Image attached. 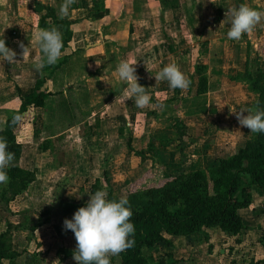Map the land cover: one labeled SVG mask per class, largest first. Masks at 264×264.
I'll return each mask as SVG.
<instances>
[{
	"label": "crops",
	"instance_id": "crops-1",
	"mask_svg": "<svg viewBox=\"0 0 264 264\" xmlns=\"http://www.w3.org/2000/svg\"><path fill=\"white\" fill-rule=\"evenodd\" d=\"M96 1L102 7L101 10L94 9V0H75L70 7L69 14L60 19L57 12L61 0H0V39H5L6 45L17 53L18 60L14 64H9L7 61L0 62V129L5 125L7 118L15 114V111L3 108V105L17 97L19 92L23 97L26 96L33 91L37 81L44 78L46 79L44 87L53 93L42 107L36 108L37 121L34 125V137L23 143V152L19 160L21 167L35 172L36 179L26 191L10 202L9 207L12 211L13 207H19L18 212L27 211L33 204L35 196L41 192L48 193L46 190L48 188V195L42 197L45 199V205L50 208L51 214L44 225L48 224L50 227L46 228L49 232L61 235L63 238L73 234L71 230L64 229L63 221L73 216L74 212L69 210L68 206L70 203H78L80 195L75 194L82 193L83 189L81 185L80 188L72 185V187L60 189L50 184L46 188V185L41 183L44 177L51 179L59 171L61 174L65 172L58 169L57 156L54 152L55 144L51 137L52 130H59L60 134H65L76 129L80 131L81 127H86L80 133L78 141L75 139L80 149H76L74 157L76 167L72 175L81 178L91 177L94 175L93 172L97 173L95 175L98 178L108 177L119 169H122V176L137 175L144 163L139 161L142 164L140 167L138 164V166L131 165L130 152L127 154V150H124L125 146L129 147L131 140L133 143L131 148L137 150L136 153L144 149L135 148L136 146L150 143L155 149L157 158L167 164L161 162L166 171L176 174L201 170L200 165L205 167L202 170L212 167L217 163V157L212 154L216 149L214 145L227 149L229 155H232L255 135L247 128L241 127L235 115V111L241 109H256L258 94L251 86V81L255 76L249 71L247 56L248 45L252 43L251 38H244L245 34H242L239 41L228 39L226 32L229 24L227 23L225 28L219 30L224 35L203 43L202 52L207 60L204 61L202 57L201 59L202 65L207 68L205 75L208 81L204 95L214 94L218 101H208L209 111L200 116L201 123L191 124L190 121L184 119V127L187 129V135H192V130H199L203 127L212 128V126L217 128V125L226 124H223V129L220 128L213 134L211 143L215 144H208L209 146L206 147L205 140L200 139L195 142L198 147L196 149L193 142L189 141L192 138L187 136L185 140L184 136L179 135L175 123L171 121L166 123L165 116H163L165 109L161 113L160 109L166 107L167 103L163 97H158L160 92L168 89L167 84L162 88L157 87L160 81H155L149 73L148 77L153 82L152 86L150 79L146 77L147 70L144 72L142 69L144 73H141L142 71L137 69L138 83L145 88L147 94L154 89L153 95H156L150 98V109L137 108L131 93L124 95L127 87L123 88L125 84L118 77L116 64L121 59L129 58L130 49L137 50L142 47L155 50L156 54L152 62L154 65L159 64L161 68L162 65L165 66L168 63H182L181 59L189 60L191 51L184 52L183 56H180L179 51L192 45L189 38L187 40L184 35L185 32H191L190 27L196 32L195 24H192L194 17L196 15L200 17L201 13L194 9L201 5L197 3V0H193L192 3H189V0ZM230 1V6L246 3L257 10L264 11V0H229L227 2ZM38 5L52 8L59 23L48 18V25L41 27ZM190 9L193 10L190 11ZM220 12L225 14L224 6ZM163 18L169 19L168 25L159 27L152 23L156 20L161 22ZM173 18L177 19L178 24L173 23L171 20ZM182 22L184 26L181 25ZM66 23L70 24L72 38L66 46H62L58 62L37 71L34 63L42 59V53L36 34L41 29L56 27L62 35L63 42L66 38ZM213 26L217 27V24L214 23ZM168 28L171 32L174 30L175 34H181L180 38H174L173 33H170L171 40L167 39L165 32ZM160 31L165 33L164 39L156 43L135 38L138 34H159ZM254 31L257 35L261 34L260 37L264 40V19L250 33L254 34ZM130 39L136 41L132 46L127 45ZM19 43H23L28 49L23 60ZM162 48H168L171 53L166 54L161 51ZM177 57L179 58L176 59ZM172 59L176 61L171 62ZM260 66L261 72L264 73V61H261ZM86 86L87 89L84 88ZM198 88L199 83L196 82L189 88V92H193L197 97ZM186 93L184 94L181 90L178 95L182 96ZM156 101L160 103L157 104ZM102 103L104 106L101 119L103 120L99 122L100 125L96 124L97 132L94 134L92 122L97 120L95 118L97 104L102 106ZM59 112L60 115H58ZM244 114H247L246 111ZM125 130L129 135L124 139L122 134H125ZM44 142H46L47 149L41 150ZM114 142L120 146L115 148L116 150H112ZM201 145L206 151L196 156L192 152L197 150L199 152ZM189 153H191L190 156L187 155ZM67 175L64 174V178ZM52 193H55L53 198ZM25 195L31 199L24 201ZM252 196L251 206L241 210L244 229L240 234L231 236L235 240L238 239L237 247L245 245L248 236H257L258 240L257 233L260 232V227L264 229V190L253 187ZM18 200L22 201L18 202ZM49 201L53 202L46 203ZM245 215L247 217H244ZM247 232L249 234H246ZM168 239L171 242L170 245L163 242L151 251L155 261L162 254L171 253L179 264H200L202 260L211 258L212 255L214 257L215 247L218 246V242L211 239L210 235L206 239L201 238L198 233L188 237H168ZM262 242L264 243L263 240ZM230 245L235 246L232 242ZM211 247H213L212 251ZM219 251L222 253V249ZM66 255L63 254L61 257L64 258ZM253 257L255 258L251 262L261 261L259 264H264V255L261 256L262 258L257 254ZM45 262L42 260L41 264Z\"/></svg>",
	"mask_w": 264,
	"mask_h": 264
},
{
	"label": "rangeland",
	"instance_id": "rangeland-1",
	"mask_svg": "<svg viewBox=\"0 0 264 264\" xmlns=\"http://www.w3.org/2000/svg\"><path fill=\"white\" fill-rule=\"evenodd\" d=\"M192 1L193 0H189V3H192ZM197 1H198L197 3H199L201 6L194 10H196V12L198 11L199 13H201V16L199 17V15H196V17H194V22L192 25L195 24L196 32H194L193 28L190 27L191 25H189L191 32L189 33L185 32L184 35L187 38V40L189 38V41L192 42V45L189 47H185L179 51L180 56H183L184 52L191 51L189 54L190 59L189 60L181 59L182 63H177V64L175 63L179 67V69L185 74L186 78L190 80L189 86L183 90L184 94L186 92L187 93L186 95H182V96L178 95L181 92V89L178 88L172 89L168 86L167 82L166 81L163 82V80H161L157 84V87L162 88L166 84L168 86V89H164L162 92H160L158 97V98L163 97V100H165L167 103V104L165 103L166 107H162L160 109L161 113L165 109V114H163V116H165L166 123H169V121H171L176 125L182 124L181 125L182 131H184L185 133L183 139L186 140L187 136H189L190 138H192L189 141L191 143L193 142L194 145L196 141L200 139L202 140L204 139L205 144H207L206 147H208L209 145L215 144V143H211L212 138L214 137L213 134L217 132L218 129L220 128L223 129V124L226 123L217 125V128L216 126H212V128L203 127L199 130H194V131L192 130V135H187V129L186 127H184L185 124L183 123V120L187 119V121H190L191 124L196 122L197 124L201 123L202 119L200 116L206 113L200 112L201 110L200 104L202 102L208 104L209 100L211 102L218 101L214 94L196 97V95L193 92L192 93L189 92V88H191L192 85L195 84L196 82L199 83V76L196 73L197 62H200V64L202 65V59L204 61L207 60L205 58V54L202 52L203 43L217 36L221 37V35H224V33H221L219 30L225 28L228 22L225 20L221 23V21L225 19V14L223 15L220 11L222 10L223 6H224V10H226V7L230 6L231 1L227 2L229 0H214L215 3L212 2V0H197ZM192 10L193 9H190V11ZM171 20L173 21V23L178 24L177 19L173 18ZM169 22L170 21L168 18H163V21L161 20V22L159 20H156L155 22L152 23L160 27L163 25L164 26L168 25ZM214 23L217 24V27L213 26ZM181 25L184 26V22H182ZM209 26L211 27L210 29L208 28ZM168 30L169 28L165 32L166 34L160 31L158 32L159 34L157 33L156 34L147 33L145 35L138 34V37L135 38L136 40H147L149 42L156 43L157 41L164 39L163 35L165 34L166 38L171 40V37L169 35L170 33H173L174 30H172V32ZM133 35L135 36V34ZM180 35L179 33L172 34V36L177 39L180 38ZM260 36L261 34L257 35L256 31H254V34H251L250 32L245 34L244 38H251L252 40L251 45L250 44L248 45V55H247L250 66L249 71L255 77H257L259 74H262V79H261L262 82L264 81V73L261 72L260 63L261 61H264V40L261 39ZM133 42L136 41L130 39L127 45L132 46ZM193 46L194 48H192ZM161 51L165 52L166 54L171 53L170 51H168V48H162ZM129 53H130L129 58L127 59L128 60L130 59V61L136 63L135 64L136 70L139 69V71H142V69H144L145 72V70L151 69L153 72H155L161 69L159 64L154 65V63L152 62L154 59V55L156 54L154 49H147V47H142L137 50L130 49ZM145 56H147L146 59ZM178 58L179 57H177L176 59ZM176 59H172L170 61L173 62L176 61ZM206 71L207 68L203 69V74H205ZM144 72L142 71L141 73ZM137 73L138 72L136 71V74ZM146 73H147L146 76L147 79H150V77H148L149 71L147 70ZM194 81L195 83H193ZM149 82L153 86V82L151 81V79L149 80ZM126 87H127L126 85L123 86L124 89ZM84 88L87 89V86ZM153 90H151L148 93L150 98L152 96H156L153 95ZM190 91H194V90H190ZM101 105L102 106L97 104V111L94 110L95 112H97V115L95 117L97 120L94 121L92 120L93 121L92 129L94 128L93 130L94 134H96L97 132V130H95L96 124L100 125L99 122L103 120V118L101 119V114L103 112L104 105L103 103ZM144 108L150 109L149 105L145 106ZM210 109H212V107H210ZM34 128L35 126L33 127L32 131H29L24 136V138L23 137L20 138L23 143H26L28 140L33 139L35 133ZM85 128L86 127H81L80 131L76 129L75 131L72 130L65 134H60L61 131L59 130L56 131L52 130L53 134L51 135V137L53 138L55 144L54 152L57 156V163H58L57 165H59L58 169L60 170L62 169L65 171L64 173H62L63 175L64 174L66 175L68 174V175L64 178V176L61 174V171H59V173H57L51 179H49L48 177H44L43 179H41V183L45 184L46 188L49 187V184L51 186H57L60 189L61 188L64 189V187L68 188V186L72 187V185L76 186L77 188H80L81 185V188L83 189L82 193L75 194V195H80V198H78L79 199L78 203H75L76 206L79 207L83 206L86 203V201L89 199V196L94 194L93 191L94 185L95 186L98 185L100 190L105 191L108 199H119L121 196H125L129 201L133 196L139 194L142 189H145L150 186H154L156 184H160L170 176L177 174V173L170 174V171H166L163 164L165 165L167 164L157 158L155 154V149L152 148V145L150 143L149 144L143 143L139 146H136L135 148L145 149V150L143 149L142 152L136 153L137 150L131 148L133 145V143H131L132 141L131 140L129 147L125 146L124 148V150H127V154L128 152H130L131 165L132 166L139 165L138 167H140L142 165L140 162L144 163V165L140 167V171L137 175L135 174L130 177L122 176V169H119L118 171H115L113 174H111L108 177L103 176L102 178L101 177L98 178L95 175L97 174L96 172H93L94 175L87 178L74 177L72 175L75 172V167H76L74 157L76 155V149L77 150L80 149V146L77 145L75 139L78 141V139L80 138V133L84 131ZM208 129L211 130L208 132L207 131ZM122 135L125 139V137L127 138L129 134L127 130H125V134ZM113 144L114 146L112 150H116L118 147H120L118 143L114 142ZM195 146H196L195 148L197 149L198 148L197 145ZM214 146L216 147V149H214L215 151H213L212 154L215 155L217 158L219 155L229 156L230 153L229 151H227V149L222 148L218 145H214ZM156 149H158V147H156ZM205 151H206L205 147L201 145L199 147V152L197 150L192 153L196 154V156H199L202 154V152ZM187 155L190 156L191 153ZM81 164H84V162H81ZM200 167H202L203 169L204 166L200 165ZM4 185L5 183L1 184L0 189H2ZM46 190H48L49 193V189L47 188ZM48 193L47 192L45 193L41 192L40 194L38 193V195L35 196L33 200V204L31 205L30 209H28L27 211L18 212L17 210L19 209V207H13V211H12V208L9 207L10 204L8 205V207L0 205V232L2 233L8 230L9 234L7 239L8 242H10L9 244H11L15 248V250L21 252L20 256H18L17 261H15V264H23L26 257L31 254H35L40 261L42 260L46 261L44 264H77V262L73 260V252L76 247V240L74 238V234L70 235L67 238L66 237L63 238V236L61 235H55V233L49 232V230L46 227H50V226L48 224L44 225L46 221L43 225H39V226L37 225L39 220L41 219L47 220L49 218V215L51 214L50 208H48V206L45 205L44 203L45 199H43L42 197V196H47ZM30 194L34 195V193H30ZM53 196H55V193H52V198ZM24 197H25L24 201L31 199L27 195H25ZM49 197L51 198V195H49ZM20 201L22 200H18V202ZM73 205L72 203L69 204L72 211L75 212L79 207L75 208L76 206ZM45 211L48 212V215L46 217H44L43 215ZM244 217L247 216L245 215ZM14 227H17L19 229H14ZM259 231L260 232L257 233L258 240H257V236L254 237L253 235L248 236L245 245L237 247L236 241L238 239L236 240L233 239L231 236L227 235L220 228L218 227L203 228L198 233V235L201 238L204 237L206 239L210 235L211 239L218 242V246L215 247V250L217 252V253L215 252V256L213 257L212 255L213 258L211 257L202 260L200 264H249L253 260V258H255L253 256H255L256 254L259 255L260 258H262L261 256L264 255L263 254L264 243L262 242V240L264 241V229L260 227ZM246 234L249 233L247 232ZM230 242L234 243L235 246H231ZM219 249H222V253H220L221 251H219ZM212 250L213 247H211V251ZM63 254L64 255L67 254V255L64 258H62L61 256ZM110 258L116 259L117 262L120 261L119 254L116 256H111ZM0 264H10V263L7 260H3Z\"/></svg>",
	"mask_w": 264,
	"mask_h": 264
},
{
	"label": "trees",
	"instance_id": "trees-1",
	"mask_svg": "<svg viewBox=\"0 0 264 264\" xmlns=\"http://www.w3.org/2000/svg\"><path fill=\"white\" fill-rule=\"evenodd\" d=\"M94 9L96 11L102 9L96 0ZM37 11L41 14V27L48 25V18L59 23L52 8L38 5ZM65 26L64 46L72 38L70 24L66 23ZM203 69L204 66L198 62L197 97L203 96L207 91L208 81ZM261 79L262 74L253 77L251 86L258 94L256 108L264 110V81L261 82ZM45 82L44 78L38 80L32 92L24 97L19 92L17 97L3 105V108L21 114L22 120L18 124H12L11 115L0 129V139L6 141L8 151L14 154L12 166L6 169L9 179L0 189V205L8 207L10 202L26 191L36 179L34 171L27 170L19 164L23 152V142L20 138H24L33 130L37 121L36 108L42 107L46 99L53 94L44 87ZM200 105V112L207 113V104L202 102ZM176 130L181 137L184 136L180 124L176 126ZM45 149L46 142L41 145V150ZM253 187L264 190V134L260 133H255L253 138L238 148L234 154L219 155L217 163L212 167L177 173L160 184L142 189L139 194L133 196L128 202L133 213L130 220L135 227L134 247L121 252L119 262L109 258L110 264H179L171 253L162 254L155 261L151 251L163 242L170 245L168 237H188L199 233L203 228L218 227L230 236L240 234L244 229L241 210L251 206ZM97 190H100L99 186L94 185L93 191ZM77 207L79 206L75 208ZM68 209L72 210L70 206ZM43 215L46 217L48 212L45 211ZM45 221L46 219H41L37 225H43ZM8 234V230L0 233V263L7 260L10 264H15L21 252L9 244ZM40 263L36 255L31 254L26 257L23 264Z\"/></svg>",
	"mask_w": 264,
	"mask_h": 264
},
{
	"label": "clouds",
	"instance_id": "clouds-1",
	"mask_svg": "<svg viewBox=\"0 0 264 264\" xmlns=\"http://www.w3.org/2000/svg\"><path fill=\"white\" fill-rule=\"evenodd\" d=\"M74 3L75 0H61L58 17L65 18ZM262 19H264V11L257 10L246 3H240L237 6L226 7L225 19L221 23L226 20L229 24L226 37L239 41L242 34L249 33ZM36 39L42 53V59L34 63L35 69L39 71L45 66L58 62L63 42L62 35L56 27L41 29L36 34ZM18 46L22 50L23 60L28 49L23 43H19ZM4 61L9 64L18 62L17 53L6 45L5 39H0V62ZM135 64L128 59H121L116 64V72L119 79L127 86L124 95L131 93L135 106L143 109L149 105L150 96L138 83ZM147 70L155 81H166L172 89L184 90L190 84V80L175 63H168L155 72L151 69ZM245 111L247 114H244ZM235 115L241 127L247 128L252 133L264 134V110L241 109L235 111ZM21 120V114H14L11 117L12 124H18ZM13 160L14 154L8 151L6 141L0 139V184L8 181L6 169L12 166ZM132 215L127 197L108 199L105 191H95L70 219L65 218L63 221L64 229L71 230L76 240L73 260L77 264H110L111 256L134 247L135 227L130 220Z\"/></svg>",
	"mask_w": 264,
	"mask_h": 264
}]
</instances>
